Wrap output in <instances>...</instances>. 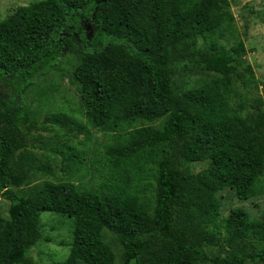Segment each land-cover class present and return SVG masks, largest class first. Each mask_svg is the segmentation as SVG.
<instances>
[{"label":"trees","instance_id":"1","mask_svg":"<svg viewBox=\"0 0 264 264\" xmlns=\"http://www.w3.org/2000/svg\"><path fill=\"white\" fill-rule=\"evenodd\" d=\"M230 2L32 0L0 19V196L9 201L0 264H33L36 243L53 242L41 230L44 211L72 224L65 261L52 264H116L104 230L121 246V264H264V210L221 216L217 197L224 189L242 201L264 194V104L247 90L258 79L242 40L229 49L219 42L234 21ZM65 54L75 57L84 122L58 112L43 127L84 134L81 151L50 149L69 175L101 180H43L18 193L32 170L52 173L48 161L28 164L27 137L40 124L24 93ZM196 70L217 76L176 86ZM156 120L160 128L137 126ZM93 130L110 141L86 164ZM205 160L198 172L179 167Z\"/></svg>","mask_w":264,"mask_h":264},{"label":"rangeland","instance_id":"2","mask_svg":"<svg viewBox=\"0 0 264 264\" xmlns=\"http://www.w3.org/2000/svg\"><path fill=\"white\" fill-rule=\"evenodd\" d=\"M30 1L32 0H0V19L6 18L18 7L26 5ZM229 9L234 21L231 27L220 29L223 37L219 38V42L224 44L226 49H229L239 40L244 42L246 47L244 59L251 65L258 79L257 85H251L247 88L248 95L254 99H262L264 104V0H231ZM74 63L75 57L73 55H63L55 67L51 68L45 75L35 79L34 84L24 93V100L32 119L40 124L27 137L28 150L30 149L35 157L34 161L28 162V164L35 167L48 161L52 173L41 175L39 170H32L28 181L20 187H13L18 193L28 191L43 180L52 182L74 181V183L84 186L96 185L101 180L99 174L94 177L88 175L81 179H76L77 174L71 173L69 175V168L65 167L62 155L53 153L50 149L59 147L68 151L63 146L68 143L81 151L82 147L79 142H85L84 134L79 133L77 129L70 130L57 125L49 124L47 128L43 127L45 116L58 112H63L81 123L84 122L78 86L71 77V65ZM216 76L217 74L196 70L190 75L177 76L175 84L182 89H189ZM161 123V120L143 121L137 123V126L149 125L160 128ZM108 141L110 138L104 132L92 131L91 140L87 142L89 153L86 164H91L90 159L102 158L103 146ZM207 164L208 161L205 160L190 164L182 163L179 167H187L192 172H198L204 169ZM34 174L36 175L34 176ZM259 182L264 185V174L259 178ZM2 191L3 189L0 188V195ZM217 197L221 202V216L227 215L232 208L240 207L248 213L249 217L259 218L264 210V194L242 201L235 197L233 190L224 189L217 192ZM8 208L9 201L0 196L1 217L8 218ZM40 225L43 234L49 236L53 242L40 240L36 243L28 253L33 264H52L65 261L69 252L68 244L72 241L71 220L59 214L44 211L40 214ZM103 237L115 253L116 264H121V246L117 243L116 237L106 230L103 232ZM59 241H62L63 244L58 245L57 242ZM221 242H223L222 238Z\"/></svg>","mask_w":264,"mask_h":264}]
</instances>
